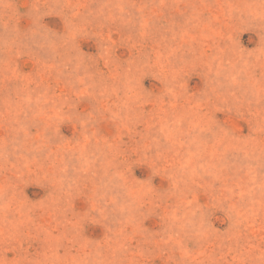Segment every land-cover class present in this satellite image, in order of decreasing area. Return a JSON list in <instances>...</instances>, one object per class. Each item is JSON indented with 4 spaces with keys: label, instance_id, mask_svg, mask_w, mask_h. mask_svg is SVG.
<instances>
[{
    "label": "rangeland",
    "instance_id": "374dc122",
    "mask_svg": "<svg viewBox=\"0 0 264 264\" xmlns=\"http://www.w3.org/2000/svg\"><path fill=\"white\" fill-rule=\"evenodd\" d=\"M0 264H264V0H0Z\"/></svg>",
    "mask_w": 264,
    "mask_h": 264
}]
</instances>
